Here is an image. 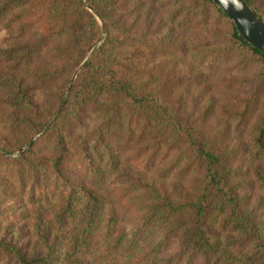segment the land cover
I'll list each match as a JSON object with an SVG mask.
<instances>
[{
  "label": "trees",
  "instance_id": "16d2710c",
  "mask_svg": "<svg viewBox=\"0 0 264 264\" xmlns=\"http://www.w3.org/2000/svg\"><path fill=\"white\" fill-rule=\"evenodd\" d=\"M0 264H264V54L210 0H0Z\"/></svg>",
  "mask_w": 264,
  "mask_h": 264
},
{
  "label": "water",
  "instance_id": "95a60500",
  "mask_svg": "<svg viewBox=\"0 0 264 264\" xmlns=\"http://www.w3.org/2000/svg\"><path fill=\"white\" fill-rule=\"evenodd\" d=\"M210 1L233 24L238 35L247 44L264 54V21L243 0ZM93 51L94 49L89 56ZM87 59L81 64L77 72Z\"/></svg>",
  "mask_w": 264,
  "mask_h": 264
},
{
  "label": "rangeland",
  "instance_id": "374dc122",
  "mask_svg": "<svg viewBox=\"0 0 264 264\" xmlns=\"http://www.w3.org/2000/svg\"><path fill=\"white\" fill-rule=\"evenodd\" d=\"M93 49H95V48H93ZM93 49H92V50H93ZM92 50H91V51H92Z\"/></svg>",
  "mask_w": 264,
  "mask_h": 264
}]
</instances>
